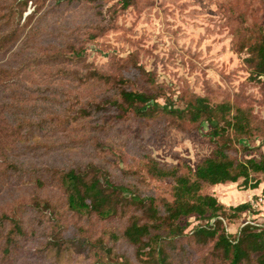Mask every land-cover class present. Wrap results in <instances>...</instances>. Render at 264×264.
Segmentation results:
<instances>
[{"label": "rangeland", "instance_id": "374dc122", "mask_svg": "<svg viewBox=\"0 0 264 264\" xmlns=\"http://www.w3.org/2000/svg\"><path fill=\"white\" fill-rule=\"evenodd\" d=\"M258 26L264 27V0H0V264L144 263L132 243L114 235L140 215V203H115L116 213L107 217L73 210L64 174L93 163L128 185L130 197L172 200L173 180L150 176L148 155L189 173L214 155L215 144L208 121L123 113L108 103L118 85L158 94L150 106L184 107L199 94L249 107L254 132L232 154L259 157L264 81L251 78L246 61ZM135 65L152 78L138 86ZM91 69L107 77L94 78ZM90 102L109 109L96 112ZM242 179L227 186L204 182L201 189L224 203L250 200L255 207L256 213L225 218L231 233L246 222L264 226V201ZM186 221L190 235L205 219ZM15 222L22 232L13 230ZM187 235L176 241L171 264H211L214 242Z\"/></svg>", "mask_w": 264, "mask_h": 264}, {"label": "trees", "instance_id": "16d2710c", "mask_svg": "<svg viewBox=\"0 0 264 264\" xmlns=\"http://www.w3.org/2000/svg\"><path fill=\"white\" fill-rule=\"evenodd\" d=\"M256 33H259L258 37L249 39L246 61L251 66V78L264 81V27L258 26ZM72 48L74 50L75 46ZM133 68L138 86L152 78L150 71L141 65ZM68 71L67 68L59 69V72ZM91 74L99 79L107 77L96 69H91ZM120 80L121 83L127 82L123 77ZM128 81L130 83L131 79L128 78ZM118 86L117 96L108 103L119 106L123 113L134 110L137 115L150 118L161 111L179 121L196 125L204 120L208 121L210 139L215 144L214 155L201 160L189 173H181L176 165H163L148 155L144 167L146 172L158 179L173 180L172 200L163 197L158 200L156 196H149L148 199L130 197L126 193L130 190L128 185L113 181L107 171L93 163L85 169L71 168L64 174L68 206L76 211H96L101 217H107L116 213L115 203L139 202L140 215L132 216L123 232L114 235L116 238L124 237L132 243L137 256L144 260L143 264H171L176 241L187 235L184 231L190 224L189 221L183 223L182 219L191 216L205 219V222L193 225L187 236L197 242H214L212 253L216 258L212 259L211 264H264V226L246 222L235 233L224 226L225 218H234L238 215L236 213H256L250 200L226 204L215 193L201 191L204 182L216 185L237 182L243 178L245 188H257L264 182V152L259 157L244 159L232 154L237 141L254 132L251 109L235 106L230 100L212 103L207 96L199 94L193 95L184 107H169L167 104L161 107L157 101L150 106L149 101L157 98L158 94ZM90 105L96 112H106L109 109L107 104L90 102ZM92 109L88 110V114L92 113ZM81 110L87 115L85 107ZM258 173L263 176L258 177ZM262 194L264 195V185ZM254 197L257 198L258 195L255 194ZM14 226V231L22 232L18 222ZM102 246L106 254L113 253L112 247ZM144 256L147 258L144 259ZM217 259L223 263H217ZM102 263L104 262L99 259L95 264Z\"/></svg>", "mask_w": 264, "mask_h": 264}, {"label": "crops", "instance_id": "0c3cea01", "mask_svg": "<svg viewBox=\"0 0 264 264\" xmlns=\"http://www.w3.org/2000/svg\"><path fill=\"white\" fill-rule=\"evenodd\" d=\"M230 183H232V182H230ZM229 184V182H226V183H219V184H216V185H219V186H227ZM262 188H263V186H259V187H257V188H249L250 190L248 191V192H252V197H254V194H258V195H260L259 193L261 192V190H262ZM239 191V194H241L240 193V190H238ZM249 194V193H248ZM248 194H247V196H248ZM224 195H226V194H224ZM240 196V195H239ZM244 196V195H243ZM233 196H231V197H229V198H232ZM226 198H228V197H225V202H227L226 201ZM224 202V201H223ZM226 204H231V203H226ZM232 204H236V203H232Z\"/></svg>", "mask_w": 264, "mask_h": 264}, {"label": "built area", "instance_id": "2783aa9c", "mask_svg": "<svg viewBox=\"0 0 264 264\" xmlns=\"http://www.w3.org/2000/svg\"><path fill=\"white\" fill-rule=\"evenodd\" d=\"M259 199L261 200V201H264V195L262 194V195H259Z\"/></svg>", "mask_w": 264, "mask_h": 264}]
</instances>
